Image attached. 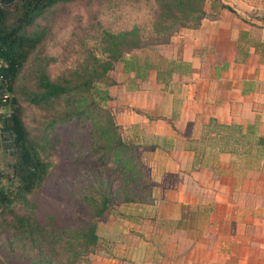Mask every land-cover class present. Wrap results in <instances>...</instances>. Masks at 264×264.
<instances>
[{"label":"crops","instance_id":"1","mask_svg":"<svg viewBox=\"0 0 264 264\" xmlns=\"http://www.w3.org/2000/svg\"><path fill=\"white\" fill-rule=\"evenodd\" d=\"M204 12L107 74L105 106L150 201L113 209L125 228L107 220L102 242L119 250L91 264H264V0H208Z\"/></svg>","mask_w":264,"mask_h":264},{"label":"rangeland","instance_id":"2","mask_svg":"<svg viewBox=\"0 0 264 264\" xmlns=\"http://www.w3.org/2000/svg\"><path fill=\"white\" fill-rule=\"evenodd\" d=\"M157 13L155 0H74L37 20L41 26L45 25L46 37L25 64L14 91L22 106L24 126L52 167L26 204L13 211H0V264H91L95 255L109 256L103 246L118 249V239L102 242L107 240V226L102 224L111 220L112 229L125 228L123 221L117 215V219L114 215L110 217V213L122 203L123 194L141 192L149 184L140 159L139 178L128 179L122 165L105 148L100 125L106 124L108 118L105 103L98 102L105 82L95 83L91 92L73 91L57 101L32 104L26 95L36 89L38 70L51 81L61 82L80 73L92 57L104 59V32L117 33L137 25L153 42L159 39L152 29ZM92 102L98 104L93 106ZM73 106H80V117L63 122L54 119L70 112ZM4 151L0 169L9 174L10 150ZM101 154L103 162L97 158ZM103 193L112 199L113 205L104 218L94 219L84 198L96 201ZM12 212L27 217L30 233L15 231ZM91 222L97 224L99 240L94 252L86 253L80 235ZM134 241L131 238L127 243L134 245ZM118 250L114 256L118 257ZM73 252L80 257L75 258Z\"/></svg>","mask_w":264,"mask_h":264},{"label":"trees","instance_id":"3","mask_svg":"<svg viewBox=\"0 0 264 264\" xmlns=\"http://www.w3.org/2000/svg\"><path fill=\"white\" fill-rule=\"evenodd\" d=\"M73 1L4 0V4L0 6V88L5 87L10 94V116L0 133V163L2 153H6L1 148L3 133L5 131L13 136V148L8 151L12 160L9 164L11 172L5 174L4 170L0 169V211H13L15 207L26 204L28 197L37 192L52 167L51 161L41 155L37 144L30 138L24 126L21 117L22 106L18 103L14 89L25 64L46 37L45 25L41 26L37 20L45 18L58 6ZM206 1L208 0H155L158 13L152 29L159 34V39L153 42L137 25L117 33L104 32V59L92 57L90 64L80 73H74L72 78L63 79L61 82L51 81L47 74L38 70L36 89L26 95L28 102L38 104L50 100L57 101L69 96L73 91L91 92L95 83L106 81L109 71L124 55L135 50L167 44L181 29L197 28L205 15ZM106 100V94L100 92L98 102L104 104ZM98 102H92L93 106ZM104 112L108 121L100 125V130L101 136L105 137V148L112 152L115 162L122 165L127 178L136 181L139 178L137 175L140 176L137 170L141 167L139 158L134 153L135 146L123 141L120 129L115 125L106 107ZM81 113L80 106H73L70 112L54 119L63 122L66 119L78 118ZM97 158L100 162L105 161L102 154L97 155ZM142 168L144 169V166ZM84 199L91 207L94 219L104 218L107 210L113 205L112 199L104 193L100 194L96 201L87 197ZM149 201L150 191L147 186L141 192L123 194L122 202ZM12 215L15 231L19 234L30 233L27 217L15 215L14 212ZM80 236L83 240L82 248L86 253H93L99 240L96 222L89 223ZM73 256L79 258L80 254L73 252Z\"/></svg>","mask_w":264,"mask_h":264},{"label":"built area","instance_id":"4","mask_svg":"<svg viewBox=\"0 0 264 264\" xmlns=\"http://www.w3.org/2000/svg\"><path fill=\"white\" fill-rule=\"evenodd\" d=\"M3 4L4 0H0V6ZM9 100L10 94L5 87L2 86V88H0V133H2L1 130L3 129L4 123L10 116Z\"/></svg>","mask_w":264,"mask_h":264},{"label":"water","instance_id":"5","mask_svg":"<svg viewBox=\"0 0 264 264\" xmlns=\"http://www.w3.org/2000/svg\"><path fill=\"white\" fill-rule=\"evenodd\" d=\"M6 122L4 123V125ZM3 143L1 144L2 150H12L13 148V136L9 135L7 132L4 131L3 133Z\"/></svg>","mask_w":264,"mask_h":264}]
</instances>
